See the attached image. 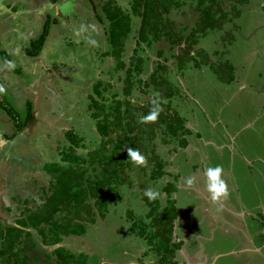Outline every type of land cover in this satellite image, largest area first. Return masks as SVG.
<instances>
[{
	"label": "rangeland",
	"instance_id": "rangeland-1",
	"mask_svg": "<svg viewBox=\"0 0 264 264\" xmlns=\"http://www.w3.org/2000/svg\"><path fill=\"white\" fill-rule=\"evenodd\" d=\"M18 1L26 5L24 0H15V3ZM31 1L47 3L46 0ZM105 1L107 0H57L51 16L53 29L51 32L49 28L50 37L48 36L44 43L42 54L27 57L24 53V48L28 46L27 41L20 43L15 39L13 49L8 51L12 57L11 61H4L3 65L0 61V92L11 102L19 117H24L25 102L28 100L34 104L36 115L32 128L28 123L27 128L13 131L10 120L6 119L5 112L0 109V252L5 253L0 255V264H160L162 254L157 248L160 240L155 237L154 231L157 227L153 220L169 206L171 199L181 201L183 207H186L184 213L193 204L194 201L189 199L193 189L183 180L192 168L190 159L185 161L183 157L184 148L179 147L177 139L168 136L162 121L158 120V117L154 121L144 118L152 112H162L164 115L166 109L162 105H166L168 101L172 112L193 118L188 115V111L193 107L192 103L188 102L191 99L184 98L185 95H190V91L198 97L202 93L206 97L205 105L211 108L223 105L228 98L229 104L221 109L223 117L233 105L243 108L244 112L247 111V117L252 118L253 124L241 127L244 124L240 123V136L250 139V150L255 152V155L264 153L263 96L258 95L254 84L252 88L234 92L230 87L235 86L237 81L227 86L217 73L220 71L226 79L232 76L233 81L237 80L236 74L238 76L241 73L239 79L248 80L249 84L263 79L264 0H250L248 4H240L238 0H202L201 4L199 0H178L181 6L172 8L167 14L162 13L161 18L164 20L159 23V29L160 35L163 36L155 39L153 31V34H149L151 43L143 42L139 46L136 44L139 18L132 13L131 0H115L123 11L129 13L131 21V31L120 53V60L126 64L123 69L117 68V60L110 54L111 46L107 36L109 22L100 21L97 17L100 14L104 19L101 4ZM58 4L60 9L57 8ZM240 6V16L234 17L237 11L235 7ZM8 8L15 10L11 4ZM207 8L213 11L223 8L233 15L224 22L222 29L208 31L204 36H194L198 38V43L192 54L197 50L204 51L216 67L211 69L204 64L195 67L192 62L188 63L185 57V68L199 69L187 70L192 72L184 73L183 70L177 69L178 61L175 56L180 50L177 44L167 40L169 30L164 27L165 23L173 22L175 31H183L186 27L183 35L187 36L198 17ZM0 15L2 16V13ZM17 16L16 12L12 15ZM23 18L19 17L17 22L13 18L9 19L11 29L6 39L12 40L16 31L18 35L21 31L30 32V23ZM3 31L0 30V33ZM2 44L0 37V46ZM159 50H163L162 56L158 55ZM198 59L202 57L198 56ZM159 60L166 61L165 72L157 69ZM224 63L231 64L233 71L224 66ZM14 68L20 69L19 72ZM154 70H157L159 76L169 79L179 94L170 100H162L159 96L160 88L155 87L150 77ZM128 78L131 84V93L127 97L130 102L127 106L129 121L140 125L130 135V140H124L116 158L119 159L122 155L128 157L120 184L110 185L112 192L109 204L99 211L96 197L89 195L80 205L75 199L68 197L70 200L65 205H60L48 223L39 222L38 227L34 226L29 222V215L39 210L50 196L53 182V176L47 171L37 172L39 165L44 166L47 162L67 165L68 162L64 160L66 154L84 155L100 147L102 137L97 132L96 121L91 118L89 95L94 94L99 103L104 105L106 113L110 114L114 111L112 107L115 101L122 99V91ZM98 82H101L100 95L94 92V86ZM177 99L186 101L183 105L179 103L175 106ZM217 100L219 101L216 102ZM142 104H148L152 110H143ZM198 108H194L196 117L191 122L194 127L197 125L196 131L202 128L199 132L204 135L207 122L203 121L201 124L205 113L199 106ZM237 115L236 110L229 112V116L234 119H239ZM208 125L210 131L214 132L219 131L218 128H224L219 124L218 127L214 126L212 122ZM71 129L81 137L77 147L71 146L66 139L65 133ZM139 131H148L145 133L147 136L144 135L140 139ZM196 131L192 130V137H197ZM3 132L5 134H2ZM10 132L17 133V138H13L15 134ZM29 134L32 136L30 140ZM114 137H117V133ZM32 140L33 145L30 146L28 141ZM131 141L138 143L134 146L144 156V164L137 165L128 156ZM189 148L190 146L187 149ZM202 150L208 152V147L205 146ZM179 152L182 153L177 155ZM173 155H177L174 161L178 160L180 178V174L176 175L174 171L177 167L171 164ZM160 158L164 162L162 168L168 172L154 179L151 172L156 169ZM239 169L240 178L250 185L243 167L240 166ZM258 170L262 172L260 168ZM93 173L101 174V168L98 166ZM168 181H172L177 187L170 194L162 190ZM234 184L237 185V181ZM261 184L264 185V174L261 176ZM203 187L195 183V190ZM149 191L156 193L154 199L146 195ZM205 210L207 207L200 211ZM149 211L150 214H147ZM23 220L26 221L24 224ZM62 224L69 227L82 224L85 233L61 235L58 227ZM8 227L20 229L16 233L18 236L13 238L11 250L7 247L8 236L4 231ZM57 237H60V241L54 243ZM59 254L66 258L60 261ZM179 255L180 252L177 251L175 258L179 259ZM9 258H12L13 262ZM179 261L185 264L182 257Z\"/></svg>",
	"mask_w": 264,
	"mask_h": 264
},
{
	"label": "trees",
	"instance_id": "trees-1",
	"mask_svg": "<svg viewBox=\"0 0 264 264\" xmlns=\"http://www.w3.org/2000/svg\"><path fill=\"white\" fill-rule=\"evenodd\" d=\"M51 1L55 3L57 0ZM211 2H216V0H211ZM238 2L240 4H248L250 3V0H238ZM199 3L201 4L202 0H199ZM179 6H181V2L178 0H131L132 13L139 18L136 38L137 46L143 42L150 44L151 39L149 41V34L153 31L155 39L163 36L160 35L161 29H159V23L164 20L161 18L162 13L164 12L167 14L172 8ZM101 9L104 14V19L100 14H98L97 17L100 21L107 20L109 22L107 36L111 46L110 54L116 58L117 68L123 69L126 67V64L120 60V53L123 49L124 41L131 31L129 13L123 11L122 8L117 5L115 0L105 1L101 4ZM235 9H237V11L234 17H239L242 7H235ZM231 15L230 12L223 8H219L218 11H213L211 8L204 9L203 14L198 17L194 27H192L187 36L183 35V31L186 27L183 31H175V25L173 22H168V24L165 23L164 27L169 30V38L167 40H169L170 43L177 44L180 50L179 54H176L175 56L178 61L177 69L183 70L187 66V62H192L195 67L204 64L211 69H214L215 65L210 61L207 53H204V51L202 52V50H197L196 53L192 54L195 45L198 43V38L194 36H204L208 31L222 29L224 22L229 20ZM157 18H159L160 21H158ZM153 20L155 22H152ZM50 25L51 18L48 16V19L44 23L42 33L36 39L32 40L30 45L25 49L26 55L35 57L41 53L49 34ZM164 27L161 28L163 29ZM165 35L167 36L168 34L165 33ZM163 53V50L158 51L159 56H162ZM2 54L4 61H11V57L8 56L7 52H3ZM198 56L202 57V59L199 60ZM185 57L188 59L187 62H184L183 60ZM165 60L158 61V70L165 72L167 67ZM224 66H227L230 71H233L231 64L224 63ZM15 70L16 72H19L20 69L16 68ZM217 73L225 82L233 81L232 76H229L226 79L220 71ZM150 77L155 87L160 88L159 96L162 100H170L172 97L179 94L178 89L172 85L170 80L164 76H159L157 70L152 71ZM125 82L126 86L122 91L123 97L122 99L120 98L115 101V105L112 107L114 111L110 112V114L106 113L104 105L99 103L94 94L89 95V97L91 96V103L89 105L91 118L96 121L97 132L102 137L100 147L90 150L84 155L76 153L73 155L66 154L64 160L68 162L67 165L60 166L57 163L47 162L41 167V170L47 171L49 175L53 176V182L50 187V196L46 198L39 210L32 212L29 215V222L34 226L38 227L39 222L48 223L53 214L58 211L60 205H65L70 200L69 198L75 199L80 205L89 195L94 198L96 197V205L99 211L109 204V197L112 192L110 185L112 183L120 184L122 174L124 173L125 163L128 159V157L124 155L119 159L116 158L120 154L124 140H130V135L133 134V132L138 129V125H140L138 123H133L132 120L129 121L127 106L130 105V102L127 97L131 93L130 78L126 79ZM145 85L147 86L149 83H146ZM100 86L101 82H98L94 86V92L97 95H100L101 93ZM143 92L145 91L143 90ZM147 106L148 104H142L141 108L146 111L150 109L152 110L151 106ZM162 107L166 109L165 114L163 115L162 112H158V120L162 121L168 136L177 139L180 148H186L188 146L187 136L191 134L186 119L180 116L179 113L171 111V104L169 101L166 105L163 104ZM0 109L5 111L6 114L12 118L17 131L23 130L30 122L33 115L32 101L28 100L25 103V115L21 118L19 117L20 115L17 110L11 105V102H9L1 92ZM110 117L113 119L111 120ZM119 132L121 133L118 135ZM115 133H117L116 138L114 137ZM145 133H148V131H139V138L141 139ZM65 136L71 146L77 147L79 142H81V137H78L72 129L66 131ZM135 143L138 144L135 141L133 143L132 141L129 142L130 149L137 150L134 146ZM163 163L162 158H160L157 162L156 169L151 172L152 178L156 179L166 174V171L162 168ZM98 166L101 168V174H94L93 172L96 171ZM175 190L176 187L170 181L166 182L163 187V192L166 194H170ZM87 208L90 209L89 206ZM150 212L151 211L147 214H150ZM178 216L176 200L171 199L169 201V206L165 207L163 212L157 217H154V220L158 219L155 221L153 220V222L157 227L154 231L155 237H158L160 240L157 245V248L162 254V261L160 264H178V262L174 260L175 253L179 251L183 245L182 241H173L175 221ZM25 222L26 221L23 220L22 224ZM18 230L20 229L17 227H8L4 230L5 235L8 236L7 247L9 250L13 248V238L18 236V234H16ZM58 231L61 232V235H82L85 233V227L82 224H78L74 227L62 224L58 227ZM0 234H2V232ZM59 241L60 237H57V239L54 240V243ZM3 254L5 253L0 252V255ZM64 258H66L64 255L59 254L60 261H63ZM9 260L12 261V258H9Z\"/></svg>",
	"mask_w": 264,
	"mask_h": 264
},
{
	"label": "crops",
	"instance_id": "crops-1",
	"mask_svg": "<svg viewBox=\"0 0 264 264\" xmlns=\"http://www.w3.org/2000/svg\"><path fill=\"white\" fill-rule=\"evenodd\" d=\"M23 2L26 5L19 1L15 3V0H0V13H2V16L0 15V30H4L0 33V37L3 40V44L0 46V61L2 65L4 64L2 53L7 52L8 54L9 49H13V40H19L20 43L27 41L29 46L31 41L36 39L35 36H39L42 33L44 23L48 19V16L51 18V22L53 21L51 9L54 8L53 5L57 1L55 3L51 0H46L47 3H37L38 1H35V3L31 0H24ZM7 4H11V7L15 8V10H10ZM57 8L60 9L59 4ZM14 12L18 14L17 17H12ZM19 17H24L23 19L30 23V32L25 33V31H21V34L18 35L17 28L12 27L16 31L14 38L12 40L6 39L11 29L9 19L13 18L17 22ZM50 29L52 32L53 26L50 25ZM37 31L40 32L35 35ZM48 36L50 37V33ZM44 46L43 49L45 48ZM26 48H24V53ZM8 56L11 57L10 54ZM26 56L30 57L28 55ZM196 69L199 68H185L182 72L185 73L186 71L187 73H191L192 71L187 70ZM238 76L236 74L237 80L226 82V85L230 86V83L237 81L235 86L230 87L234 92H237L248 87L252 88L254 84L256 92L258 95L263 96L262 101H264V77L249 84L248 80L239 79L240 77ZM257 83L260 84L256 85ZM186 90L189 91L188 89ZM188 97L191 99L188 102L192 103L193 106L188 111V115L195 118L196 112H194V108L197 109L199 106L203 113H205V117L201 119V124L203 121H206L207 128L204 130V135H202L199 132L202 131V128L196 131L197 125L195 127L192 125L191 121L193 118H187L183 115L188 127L192 129H190L191 134L187 136L188 146L190 148L187 149V146L182 151L185 152L183 155L185 161L190 159L189 164L192 169L189 174H186L182 178L186 181V177L192 176L195 178V182L191 186L193 194H189V199H192L194 202L186 209L185 213L184 208L186 207H183L181 201H176L179 216L175 221L174 241L183 242L179 250V257H182L184 260L182 262H185V264H264V185L261 184V176L264 174V153L259 152L255 155V152L250 150L252 148L250 139L242 138L240 136L242 129H239L241 126L240 123L244 124L241 127L252 125V118L248 119L247 111L244 112L243 108H237L235 105L229 111H226L223 117V110L221 109L224 105L229 104L230 101H228V98L223 105L220 104L211 108L205 105L204 99L206 100V97L202 93L198 97L190 91V95H185L184 98L187 99ZM186 99L182 101L177 99L175 106L179 103L183 105ZM257 99L261 100L260 97H257ZM198 110L199 108L196 111ZM235 110L238 111L237 116L239 119H234L229 116V112L233 113ZM5 115L6 119L10 120L12 130L16 131L14 124L12 125L13 120L8 117L6 112ZM35 116L33 110L32 119L29 122L30 125L28 124L30 128H32V124L34 125L36 120ZM209 122H212L214 126L218 127L219 124L224 128H222L223 130L218 128L219 131L216 130L215 132L210 131ZM192 130L196 131L197 137H192ZM10 133L15 134V132ZM2 134H5V132ZM31 137L29 134V140ZM13 138H17V133L15 136L13 135ZM28 142L30 146L33 145V140ZM48 143L51 145L50 141ZM192 144H195V146ZM205 146L208 147V152L207 150H202ZM180 153L182 152H179L177 155ZM177 155H173L171 164L177 167V170L175 169L174 171H176V175L180 174V178L181 172L179 171L180 166L178 160L176 159L174 161V157ZM218 165L223 168L222 179L226 182L228 194L227 197H223L216 203H213L209 193L205 190L206 179L204 170L209 166L215 167ZM40 166L42 167V165H39L37 172L43 171ZM240 166L243 167L242 170H244L247 179L251 183V187L240 178ZM250 167H254V169ZM258 168L261 169V173ZM164 171L168 172L167 169H164ZM236 181L237 185L234 184ZM196 182L204 187L195 190ZM184 204L186 206L185 202ZM204 207H207V210L200 211ZM199 211L200 213H198ZM175 259L178 264H181L177 257Z\"/></svg>",
	"mask_w": 264,
	"mask_h": 264
},
{
	"label": "clouds",
	"instance_id": "clouds-1",
	"mask_svg": "<svg viewBox=\"0 0 264 264\" xmlns=\"http://www.w3.org/2000/svg\"><path fill=\"white\" fill-rule=\"evenodd\" d=\"M0 91H2V89H0ZM156 118L157 112H152L144 119L154 121ZM128 156L137 165L145 163L144 156L141 155L138 150L129 149ZM222 172L223 168L219 165L215 167L209 166L204 170V176L206 179L205 190L209 193L210 199L213 203H216L223 197H227L228 194L226 182L222 179ZM185 182L187 186L191 187L195 182V178L192 176H188L186 177ZM146 195H148L149 198L154 199L156 193L149 191L146 193Z\"/></svg>",
	"mask_w": 264,
	"mask_h": 264
},
{
	"label": "water",
	"instance_id": "water-1",
	"mask_svg": "<svg viewBox=\"0 0 264 264\" xmlns=\"http://www.w3.org/2000/svg\"><path fill=\"white\" fill-rule=\"evenodd\" d=\"M52 14L54 13V8L52 9V12H51Z\"/></svg>",
	"mask_w": 264,
	"mask_h": 264
}]
</instances>
